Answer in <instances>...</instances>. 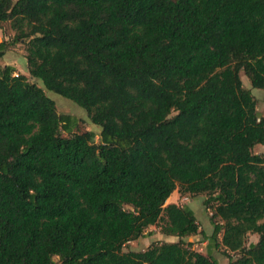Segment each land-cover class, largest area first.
<instances>
[{"label": "trees", "instance_id": "1", "mask_svg": "<svg viewBox=\"0 0 264 264\" xmlns=\"http://www.w3.org/2000/svg\"><path fill=\"white\" fill-rule=\"evenodd\" d=\"M4 23L101 132L0 64V264H264V115L241 75L264 89V0H0ZM177 189L207 195L211 234ZM150 226L179 239L125 249Z\"/></svg>", "mask_w": 264, "mask_h": 264}, {"label": "rangeland", "instance_id": "2", "mask_svg": "<svg viewBox=\"0 0 264 264\" xmlns=\"http://www.w3.org/2000/svg\"><path fill=\"white\" fill-rule=\"evenodd\" d=\"M15 31L11 28L10 23H4L2 27H0V42H6L8 43L9 47L8 50L3 54V56L0 57V64L1 65H13L16 68V73H22L25 74L31 81L36 82L40 87L44 88L46 93L56 102L57 109L59 113H67L71 114L75 119L79 121V124L82 129H89L93 130L96 133L101 132V127L94 124L91 119L89 118V115L87 111L79 106L74 101L65 98L61 95H58L56 93H53L49 90H47L41 81L35 79L29 72L28 69V61L26 58V50H25V44L21 42H15ZM242 79L244 81L245 87L252 89L253 94L255 95L257 102H258V110L259 114L264 112V89H256L252 88L250 79L247 77V75L242 72ZM100 141V136L98 135L96 137V142ZM254 151L256 153L264 152V145H258L255 147ZM176 196L173 200H175V203H178L180 205H186L193 209L198 222L201 225V229L204 230L207 234H211L213 232V223L211 221V214L212 210L208 209L205 204V199L207 198V195H196L191 196L189 194H183L178 189L173 192ZM147 232H149V235H146L145 238L142 237L137 239L136 241H133L131 243H128L125 247L127 250H142L144 248H147L150 243L153 241L160 240L159 238L164 236V234L161 233L160 227L158 226H150L147 229ZM222 236V235H221ZM203 236L201 234H198L196 236L187 237V240L191 239L195 242L194 248L198 251H201L203 253L207 252V244L208 241H202ZM259 239V235L256 233H250L247 238V242H257ZM213 254L217 257L219 260V264H227L228 258L222 253L221 250H213ZM58 259V257L56 258Z\"/></svg>", "mask_w": 264, "mask_h": 264}, {"label": "crops", "instance_id": "3", "mask_svg": "<svg viewBox=\"0 0 264 264\" xmlns=\"http://www.w3.org/2000/svg\"><path fill=\"white\" fill-rule=\"evenodd\" d=\"M262 115H264V112L263 113H261ZM175 194L174 193H172V195L170 196V198L168 199V201H167V203H171V202H176L175 200H173L174 198H175ZM144 238H145V236H144ZM142 239H143V237H142ZM160 240H166V241H171V242H174V241H177L179 238L178 237H175V236H166V235H164V236H162V237H160L159 238ZM133 241H136V240H133ZM133 241H131V242H133ZM130 242V243H131ZM146 248H144V249H142V250H135V251H143V250H145Z\"/></svg>", "mask_w": 264, "mask_h": 264}]
</instances>
